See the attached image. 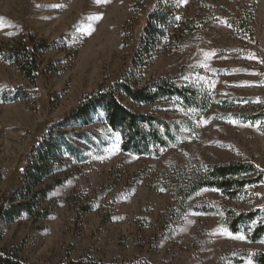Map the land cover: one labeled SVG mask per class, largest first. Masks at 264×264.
<instances>
[{
  "label": "rangeland",
  "instance_id": "1",
  "mask_svg": "<svg viewBox=\"0 0 264 264\" xmlns=\"http://www.w3.org/2000/svg\"><path fill=\"white\" fill-rule=\"evenodd\" d=\"M154 11L177 22L146 45ZM24 28L59 46L41 53L34 81L4 59ZM159 79L215 102L193 109L175 98L146 105L120 96L136 112L170 120L175 141L158 156L123 152L120 134L99 112L93 124L75 128L84 133L72 138L81 159L67 156L55 173L64 184L32 214L0 219V251L28 264H258L264 233L250 234L264 224V182L234 199L205 188L180 206L163 172L231 160L264 170V118L246 119L264 111V0H0V200L26 188L29 149L86 95L118 80L143 86ZM18 89L26 100H4ZM227 209L259 215L235 233Z\"/></svg>",
  "mask_w": 264,
  "mask_h": 264
},
{
  "label": "trees",
  "instance_id": "2",
  "mask_svg": "<svg viewBox=\"0 0 264 264\" xmlns=\"http://www.w3.org/2000/svg\"><path fill=\"white\" fill-rule=\"evenodd\" d=\"M173 1V0H170ZM177 20L173 13L154 11L150 14L144 30L146 45H155L166 29L173 28ZM57 42L49 43L38 39L28 28H24L20 41L12 45L4 59L17 65L25 77L34 81L42 73L39 66L41 53L58 48ZM124 96L134 104H155L163 99H178L186 107L193 109L209 108L215 101L211 94L202 93L192 87L180 86L172 79H159L143 86H134L118 80L107 88L99 87L86 95L79 105L68 111L60 120L51 124L40 141L28 152L29 160L25 166L26 188L9 192L0 200V219L14 220L23 213L32 214L50 192L63 185L66 177L55 173L66 165L68 157L81 159L80 148L72 138H82L84 133L76 127H87L95 122L99 112L112 131L120 134V148L123 152L136 155L158 156L176 138V126L166 117L155 113L136 112L120 99ZM26 92L18 89L4 96L5 101L26 100ZM264 118V111L250 114L246 119ZM176 174V175H175ZM165 188L174 190L178 204L182 206L194 194L205 188L220 190L229 198H236L249 185L264 182V170L251 161L231 160L227 163H207L192 169L183 167L174 174L164 171ZM204 212L213 208L201 207ZM259 210L235 211L227 209L225 217L232 232H239L241 226L252 222ZM264 233V224L258 225L250 234L258 240ZM258 264H264V253L255 256ZM0 264H28L15 254L0 251ZM58 264H153L145 260L106 263L90 259L67 260Z\"/></svg>",
  "mask_w": 264,
  "mask_h": 264
},
{
  "label": "snow or ice",
  "instance_id": "3",
  "mask_svg": "<svg viewBox=\"0 0 264 264\" xmlns=\"http://www.w3.org/2000/svg\"><path fill=\"white\" fill-rule=\"evenodd\" d=\"M239 238H240V239H244L245 237H244V236H240Z\"/></svg>",
  "mask_w": 264,
  "mask_h": 264
}]
</instances>
